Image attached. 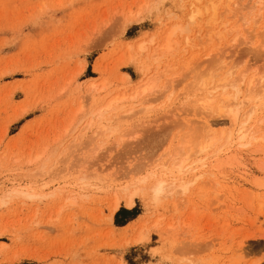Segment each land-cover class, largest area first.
Masks as SVG:
<instances>
[{"label":"rangeland","instance_id":"1","mask_svg":"<svg viewBox=\"0 0 264 264\" xmlns=\"http://www.w3.org/2000/svg\"><path fill=\"white\" fill-rule=\"evenodd\" d=\"M0 264H264V0H0Z\"/></svg>","mask_w":264,"mask_h":264},{"label":"bare ground","instance_id":"2","mask_svg":"<svg viewBox=\"0 0 264 264\" xmlns=\"http://www.w3.org/2000/svg\"><path fill=\"white\" fill-rule=\"evenodd\" d=\"M168 42V46H169ZM243 83L245 82V77H241ZM257 80L255 78H250L248 80H246V86H247V92L248 94L254 92L257 86ZM260 83H262V81H260ZM219 86H225L222 83L221 84H217V85H210L208 80L205 79L203 80L202 84L200 85V90L198 88L199 91H203L201 92L203 95L200 96V101L199 102V106L203 109V110H210V109H214L218 114H222V113H230L232 116V124H231V128L229 131L222 133V135L220 137H217L216 135H212L210 134V132L214 131L212 130L213 127V123L207 122L205 124V130L207 131L208 135H206L204 137V139H202L199 143H197L195 146L190 147L189 150L185 153V155L181 158H176L175 161L173 162L172 166L169 168V173H167L168 175H161L159 174L156 170H152L150 171L147 175L143 176L142 178H140V180H145L148 178H152L153 179V186L152 189L154 191L155 195H159L162 193L167 192L170 188H181L183 190L188 188V185L191 183H194L196 181L197 178H199L202 174H194V176L190 177L187 180H183V175L186 176L188 174H192L193 170L196 168L189 166V157L198 151H205L207 150L209 147L213 146L219 139H221L222 137L225 138L224 142L225 144H233L235 142V144L239 145V146H245L246 144H248L250 142L249 137H250V132H251V128L248 126V122L249 119H251L252 117V113L254 110L251 111L250 115L248 118L243 119L239 116V112L241 109V102H239V98L237 96V93L233 96L232 100H229L228 97H230V95L228 93H226L225 91L221 93L222 98L220 99L219 103L216 105V107L211 105V101L216 99V95H214L212 92L213 90H215L216 88H218ZM147 90V89H146ZM145 90V91H146ZM200 93V94H201ZM106 110V109H105ZM102 124V125H101ZM92 125V123L90 124ZM111 126V123H107L105 124L104 122H98V128H99V132L98 134H102L104 133L109 127ZM97 127H96V131H97ZM97 134V133H96ZM167 166V165H165ZM179 182V183H176ZM21 191V190H20ZM21 192L23 193H29L31 195H34L35 193H30L28 190H22ZM134 193H136L135 191H133L132 193H130V195L128 196V203L127 205L129 207H132L134 205ZM119 207V202L116 201L112 207V214L118 209ZM150 239L149 235H142L139 239H137V241L140 243L144 242V241H148Z\"/></svg>","mask_w":264,"mask_h":264},{"label":"trees","instance_id":"3","mask_svg":"<svg viewBox=\"0 0 264 264\" xmlns=\"http://www.w3.org/2000/svg\"><path fill=\"white\" fill-rule=\"evenodd\" d=\"M134 218H135V217H134ZM132 219H133V218H132ZM130 220H131V219H130ZM130 220H128V221H130ZM128 221H127V222H128ZM127 222H126V223H127ZM126 223H125V224H126Z\"/></svg>","mask_w":264,"mask_h":264}]
</instances>
